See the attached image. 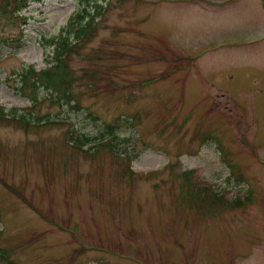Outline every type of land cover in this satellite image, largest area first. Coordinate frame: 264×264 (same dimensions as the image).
Masks as SVG:
<instances>
[{"label":"rangeland","instance_id":"obj_1","mask_svg":"<svg viewBox=\"0 0 264 264\" xmlns=\"http://www.w3.org/2000/svg\"><path fill=\"white\" fill-rule=\"evenodd\" d=\"M79 1L29 2L0 46V105L35 118L0 119V264H264V0H97L78 111L32 106ZM106 125L113 151L68 142Z\"/></svg>","mask_w":264,"mask_h":264},{"label":"trees","instance_id":"obj_2","mask_svg":"<svg viewBox=\"0 0 264 264\" xmlns=\"http://www.w3.org/2000/svg\"><path fill=\"white\" fill-rule=\"evenodd\" d=\"M43 0H4L0 2V46H6L19 50L23 47L22 25L25 24V18L21 16V12L25 10L29 2H42ZM79 1V11L69 18L68 23L55 38L49 40L52 45L51 50H47L44 57L46 66L41 70H36L32 65L27 66L22 70L20 82L23 87H30L32 91L30 98L32 106L37 102L38 90L42 89L52 97V102L61 106L71 108L78 111V106L72 96L73 77L67 66V58L75 50V44L81 42L83 38L88 37L93 28V19L100 11L101 7L97 0L91 2ZM16 27L17 34L9 35L6 28ZM17 36V37H16ZM21 36V37H19ZM33 108V107H32ZM10 116L15 120L26 122L34 121V116L31 113L17 115L16 110L5 111L0 105V119ZM125 123V122H124ZM127 123V122H126ZM114 126L106 125L104 131L100 132L99 136L94 138L75 135L73 131L70 133L71 144H76L80 147H85L89 142L94 141L95 145L88 149H96L100 146L113 151L116 134ZM79 135V134H78ZM84 136V135H83ZM105 136V137H104ZM111 137V140H106ZM97 140V141H96ZM104 145V146H103ZM3 258L0 256V260Z\"/></svg>","mask_w":264,"mask_h":264}]
</instances>
